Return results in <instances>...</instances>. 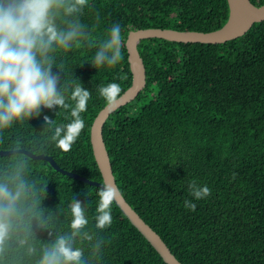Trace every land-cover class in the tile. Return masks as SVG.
<instances>
[{"label": "trees", "instance_id": "obj_1", "mask_svg": "<svg viewBox=\"0 0 264 264\" xmlns=\"http://www.w3.org/2000/svg\"><path fill=\"white\" fill-rule=\"evenodd\" d=\"M73 4L64 0L53 8V22L64 32L79 24L82 34L67 50L53 45L49 56L61 86L76 81L89 90L81 113L85 127L65 152L53 136L71 121L70 109L42 108L38 116L0 128V150L49 155L62 169L102 182L91 126L107 104L99 88L117 83L122 94L131 85L129 31L215 30L227 21L229 8L227 0H87L80 11L66 13ZM116 23L122 60L96 68L94 55ZM138 49L146 86L112 112L103 128L120 191L183 264H264V20L224 43L152 37ZM191 181L207 185L211 195L195 199ZM20 183L24 189L0 245V264H40L59 236L71 237L74 199L88 220L71 240L82 252L80 264H167L114 201L111 225L96 226L99 187L23 152L0 155V185L15 191Z\"/></svg>", "mask_w": 264, "mask_h": 264}, {"label": "clouds", "instance_id": "obj_2", "mask_svg": "<svg viewBox=\"0 0 264 264\" xmlns=\"http://www.w3.org/2000/svg\"><path fill=\"white\" fill-rule=\"evenodd\" d=\"M63 3L64 0H0V128L8 127L17 119L38 116L42 108L70 109L71 121L57 126L53 136L57 146L68 152L85 127L81 113L87 110L91 94L76 81L70 87L67 84L61 86L60 73L52 71L49 52L54 50L53 45L67 50L70 42L82 34L79 24L70 26L67 32L57 30L52 9L60 8ZM86 3L87 0H75V4L65 11L68 14L78 12ZM121 33L119 23L108 30L106 40L92 61L96 68L114 67L122 60ZM121 91L117 83L99 88L110 107L118 106ZM69 100L75 102L74 107ZM44 119L48 121L49 118L45 116ZM188 187L195 199L211 195L207 185L199 186L191 181ZM23 189V183L15 191L0 185V245L8 238ZM97 195L96 226L104 229L112 223L110 207L117 197V190L112 184L105 183L100 185ZM185 207L194 211L196 205L186 200ZM70 209L73 217L71 237L59 236L51 248L44 250L40 264H80L82 252L72 247L71 240L88 220L78 199L72 201Z\"/></svg>", "mask_w": 264, "mask_h": 264}, {"label": "water", "instance_id": "obj_3", "mask_svg": "<svg viewBox=\"0 0 264 264\" xmlns=\"http://www.w3.org/2000/svg\"><path fill=\"white\" fill-rule=\"evenodd\" d=\"M227 3L229 8L227 21L220 28L215 30H177L166 27H147L132 29L129 31L125 41V47L127 48L128 60L132 72L131 85L118 98V106L110 107L106 104L98 112L91 126L90 140L95 160L103 178L102 182L89 179L76 172L64 170L51 156L45 154H35L23 148L0 150V155L23 152L31 158L47 160L56 170L97 187H100V185L105 183L112 184L117 190V197L114 200L116 205L119 206L121 211L127 216L132 224L135 225L147 238L163 260L167 264H183L171 251L170 247L159 235V233L140 216V214L131 206L120 191L113 172L110 155L104 140L103 128L106 120L112 112L135 99L146 86V67L138 49V45L141 40L157 37L184 43H224L243 36L255 22L264 20V4L256 5L251 0H227Z\"/></svg>", "mask_w": 264, "mask_h": 264}]
</instances>
